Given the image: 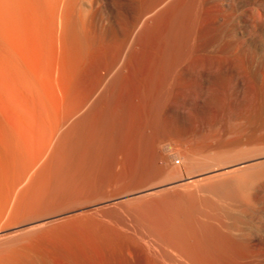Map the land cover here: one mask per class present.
Listing matches in <instances>:
<instances>
[{
    "label": "rangeland",
    "instance_id": "1",
    "mask_svg": "<svg viewBox=\"0 0 264 264\" xmlns=\"http://www.w3.org/2000/svg\"><path fill=\"white\" fill-rule=\"evenodd\" d=\"M114 1L91 0L93 25L97 32L103 30V34H100L97 40L89 45L90 47L86 49L88 53L84 55V58L81 57L83 58L82 61L80 57H71V60L75 59V67L72 64V62L74 64L75 62L71 61L69 68L68 57H66L67 59L63 57L65 55L62 50H60L58 45L54 44V46L53 40L49 39V37L53 38L51 37L52 31L50 32L52 28L50 26V18L41 16V20L38 19L39 16L37 15L36 18L33 12L31 14V10L27 11L25 6L31 9L27 2V4L23 2L24 5L26 4L24 7H22V3L18 5L19 9L22 4L18 14L21 12L20 16L23 15V18L18 15L14 25L17 26L15 28L13 26L15 34L12 31L11 37L8 35L10 38H12L13 34L15 36L13 35L11 40L3 36L10 42L8 47H5L7 43L3 44L5 39L2 36L1 38L3 39L0 38V264H241V262L242 264H264V178H262L264 177V169L262 171L260 169L264 168L262 167L264 163H261L264 158L258 159L261 160V162L259 161L261 163L260 166L262 165L259 168L260 170L258 169L261 178L257 179L253 191L244 196H240L241 194L239 193H235V195L232 193L234 196L231 195L230 199H227L223 198L221 194L206 193L202 188L201 191L198 185L203 187L209 180L208 182L204 180L203 183H200L203 179L201 181L196 179V182L200 181L198 182L199 184L197 183L198 185L194 182L198 189L195 188L193 183L187 184L188 186L191 184L189 186L190 190L193 187L195 188H193V192L196 189L197 191L200 190L199 194L195 195L196 199L194 200L191 199L194 198L192 190L189 191V187L187 189L184 186L186 184H184L183 186L186 188V191H184L180 182L183 181L185 176L196 175L200 171L202 172L216 164L226 161L228 163L239 158L241 160L250 156L257 157L258 153L264 154V114L262 106H260V104H264V26L261 22H256L257 27L256 29L254 28V31L258 30L259 32H256L258 35L251 37L252 40L249 39L250 36L245 34L246 40L248 39L247 41L251 44V47L254 45L252 48H254L253 50L256 53V60L251 62L252 64H247L244 69H233L232 65H230L231 62H229L230 59L225 58L228 57L231 45H229L228 37L223 28L221 29L220 23L223 19L215 11L218 4L226 5L228 0H214L215 2L213 0H183L187 3L186 8L189 13L192 16L196 14L198 17V23L193 27L192 35L183 41V47L188 56L185 54V57H183L184 61L183 58L174 57V54L170 56L171 59L168 60L170 65H167L168 69H165V66L162 67L165 71L160 68L161 70L159 69L157 74L160 73L162 77L156 74L158 76L156 78L159 79L155 78V81H153L154 83L158 81V85L153 83L156 92L155 89L150 91V94H153L151 97H154V101H158L155 103L156 105L154 104L156 107L153 105L154 114L159 112L155 115L157 122L161 121L159 122L161 125L164 124V126L171 127L177 134V136L169 138L167 146L159 147V149L167 148L179 151V156L172 157L171 161L174 164V168L177 167L182 172L181 175L183 174V179L180 178L182 180L175 181L176 183L173 182L174 185H180L181 188L178 187L179 189L176 190L177 188L173 187V184H170L171 186L166 184L171 174L167 177V172L164 171V173L166 172L165 175L162 172L163 170L155 171V174L150 172H148V175L147 172L139 174L137 176L140 179L139 177L137 179L136 176L127 178L125 175L129 170L127 162L132 157V153H129L130 155L127 154L129 156L126 155L125 164H127L121 168L115 167L114 156L113 158L111 157L113 153H108L105 165H101L96 172L97 176L95 175L94 177L96 179L93 177L90 179V175L87 176L88 178H84L85 188H82L83 192L80 191L81 189L78 191L82 193L81 195L75 192L73 195L68 196L69 198L47 202V207L45 206L46 202L42 204L34 203L33 206L28 204L31 206L26 205V208L22 204L19 206V203L22 202L21 198L24 197H16L13 189L18 176L21 174V168L24 164V160L21 157L24 159V156H19L22 154H18L19 150L17 149V152L14 148V143L10 140L13 139L11 134H16L25 141L29 137L33 141L36 140L37 136L35 134L37 130L35 126L39 120L36 103L40 99H45L49 104L51 103L52 107L55 105L58 107L60 103L58 99L61 97V88H63L65 75L70 71L73 70L75 71L74 73L85 72L84 74L88 75L87 77H93L94 81L97 80L98 73L104 72L101 64L99 71L101 70L102 72L97 71L95 73L96 65H94V61H98L103 54H108V50L110 51L112 46H114L112 49L116 50L117 45H119V43L116 44V41L118 42L119 40L121 43L120 39H122L117 28L119 21L117 14L120 13V17H130L133 10V7L128 5L130 0ZM160 1L162 3L159 0H144L143 5H146L147 9H151L150 13L148 12L151 15L152 13L155 14L157 9L159 10L156 7L162 8L163 6L160 5L164 2V7H167L162 9H165L167 13L168 6H171V0H167V2L166 0ZM151 2L161 4L155 6ZM255 4L259 5V2L256 1ZM152 5H154L155 8L153 10L156 9V12L152 10ZM30 16H32L33 22L29 19ZM237 19L239 20L238 24L243 27L246 22L241 17ZM42 21L44 24L36 29L35 26L42 24ZM217 23L220 25L219 28ZM45 29H48V32ZM36 31L38 32L36 33ZM262 33L263 35H261ZM44 38L47 39L45 42ZM95 44L98 45L96 46ZM54 47L57 48L55 49ZM179 61L183 62L180 63ZM27 66L28 68L26 69ZM130 68H128L131 73L130 76H133V70ZM80 73L77 75H81ZM165 74L168 81L165 78ZM168 76L173 80L171 81ZM164 78L167 83L164 82ZM129 79L131 82L128 80L129 83L127 82L126 90L124 89L125 91L122 94V97L128 103L130 102L129 99L131 100L136 96L135 94H138V90H135L136 84L132 83L134 82L133 78L129 77ZM159 81L161 82V88L159 87ZM30 84L31 86H29ZM152 86L150 89L154 88ZM140 94L138 96L141 99L143 97ZM148 98L146 97L145 99L146 104H149ZM28 100L33 105L32 111H29L33 115V133H28L24 129V121L21 119L27 110L25 106ZM261 101L262 103H260ZM157 107L159 108L158 112L156 111ZM246 107H248V110L245 109ZM158 115H160V119L157 118ZM149 132L147 131L146 135ZM150 149L152 151L153 147L146 148L147 152ZM196 149L198 151L194 154L193 160L195 165L192 163L193 166L189 170L188 164L183 162L184 160H182L181 156L187 154L189 150L196 151ZM235 162H238V160ZM256 168L254 167V170ZM85 169L89 174L90 171L88 169L90 168ZM117 171L122 175L119 182L108 177L110 174L111 176L114 173L117 174ZM222 177L220 176V179ZM211 179L213 181L219 180ZM163 180H167L164 181L165 184L162 183V187L161 185L158 187V184H156L157 187L152 192L155 194L156 189L160 188L162 191L167 186L170 189L167 190L169 194H166L164 189L166 196L164 193H162L163 196L160 195V190L158 191V193L160 192L158 196L157 192L155 194L156 197L154 194L151 195V192H148L150 195L146 194L147 196L144 195V198V192H130L135 190L136 187L137 190L140 189L139 187H148L150 184L154 185V183L163 182ZM93 181H95V187L92 184ZM171 187L173 188L172 190ZM127 189L132 194H124ZM188 192L193 195H187ZM201 192L205 193L200 195ZM188 196L192 197L188 198ZM15 207L18 211H21L24 207L27 212L24 210H22L23 212H18ZM27 209L31 212L29 213ZM41 209L44 210L42 211ZM13 211L16 214H13ZM35 212L36 215H34ZM17 213H20L21 217L23 216L21 213L24 216L21 219L20 216L18 218L14 217ZM12 214L14 216H11ZM30 215L31 217H47V220H45L44 224L42 222L38 226H36L37 224L18 225L20 221L31 218L28 217ZM192 217L193 219L195 217L197 221L195 219L192 220ZM175 231L177 232L175 233ZM220 235L224 237L223 240H226L227 243L225 241V244H223L222 236ZM245 251L249 254H245Z\"/></svg>",
    "mask_w": 264,
    "mask_h": 264
},
{
    "label": "bare ground",
    "instance_id": "2",
    "mask_svg": "<svg viewBox=\"0 0 264 264\" xmlns=\"http://www.w3.org/2000/svg\"><path fill=\"white\" fill-rule=\"evenodd\" d=\"M115 1H118V0H115ZM143 1L144 0H130L128 5L133 7V10L130 14V17H128V16H123V17L121 16L120 17V13L117 14V18L119 19V21L117 23V28L120 32V35L122 36V39H120L121 43L119 40H118V42L116 41V44L119 43V45H117L116 50H113L112 48L114 46H112L111 50L110 51L108 50V54H103V56L101 55L102 57L100 59H98V61H94L95 62L94 65H96L95 73L97 71L102 72L101 70L99 71V69L101 68L102 65H103L102 69L104 70L103 73H100V74L98 73L96 81H94L93 77L90 78L91 76L87 77L88 75L86 76L84 74L85 72L82 73L80 71L81 73L80 72L74 73L75 71L72 70L73 72L70 71L68 74L65 75L64 84L62 85L63 88H61L62 89L61 97L58 99V100H60V103H59L58 107H57V105H55L57 108L54 105H53L54 107H52L51 103L49 104L47 102V100H45V99H40L39 101L36 100L37 101L36 109L39 112V114H38L39 120L37 122V125L35 126L36 130H37V132L35 134L37 136V138L35 141H37V140L38 141L35 142L30 137H29V139H27V141H25L24 139L20 138L18 135L11 134L13 136L12 137L13 139H10V138L9 139L11 141H13L12 143H14L13 144L14 148L16 150L17 149L19 150V152L17 150L18 154L19 153L22 154L19 156H24V159H23V157H21V159L24 160V164L22 165L23 169L21 168V174L18 176V180H17V182L14 186V189H13L14 195H16V197H24V198H21V201L23 203L22 202L19 203L20 204V205L18 204L19 206H21V204L24 207L28 204H32V206H33L34 203H38V204L41 203L42 204L43 202L49 203V202H52L53 200H58V199L60 200L63 198L66 199V198H69L68 196H70L71 194L73 195L75 192L77 193L80 189H81L80 191H82V188L86 185L84 178L89 176V175L91 176L90 179L92 177L93 178L95 177L96 172L99 169V167L101 165H105L106 155L108 153L109 154L113 153V155L111 154L112 155L111 157L113 158V156H114L113 162L115 163L114 164L115 167L121 168V167H124L128 163L127 165H128L129 170L126 169V170H128V172H126V174H125L127 178L136 176L138 179L139 176H137V175H139V174L146 173V172H147V175L149 174L148 172H150L151 174L152 173L155 174L156 173L155 171L163 170L162 171L163 173H164V171L167 172V173L165 172L167 174V177L169 176V174H171L169 176L170 177L169 181L166 182V184H169V186H171L170 184H173V182L180 181L183 179V177H182L183 174L181 175L182 172L177 167H176L177 169L174 168V164L171 161L172 157L179 156L178 155L179 151L178 150L177 151L171 150V149H167V148H164L163 150L159 149V147L167 146L166 144H167L169 138L177 136V134L174 131V129H172L171 127L164 126L163 123H162L163 125H161L159 123L161 121L157 122L155 115H157L159 113L158 112L159 108L158 107H157L158 109L155 108L158 113L154 114L153 105L155 103H157L158 101L157 102H156V100L154 101V99H153L154 97L153 98L151 97V95H153V94H150V91L155 89L154 84L156 82L155 83L153 82V81H155V78L158 76H161L160 73H159L160 75L157 74L159 69L164 67V66L166 67L165 69H168L167 65L168 64L170 65V63H168V62H170L168 60L171 59L170 56H172L174 54L175 55L174 57H177V58L185 57L186 50L183 47L184 46L183 41L192 35V31H194L193 27L196 26V24L198 23L197 22L198 17L196 14H194L192 16V14L189 13V10H187V8H186L187 7V3H186L187 0L186 1L171 0V2H170L171 6H168L167 13L165 12V9H162V8L167 7V6L164 7V5H163L164 2H163V4H161L162 1L159 0V2H161L160 3L161 5L158 2L157 3L163 7L162 8L156 7V9L159 8V10L157 9V12H156V9L153 10V8H155L154 5H152L153 7L150 6V7H152V10L154 12H156L155 14L152 13L153 14V15L151 14L152 16L149 14L150 13L149 11L151 9L150 10L147 9L145 7L146 5L145 6L143 5V3H144ZM150 1H152V0H150ZM155 1H158V0H155ZM256 1L259 2V5L255 4ZM23 2L24 3L27 2L29 7H31V9L30 8L28 9V6H25L27 3L24 5ZM166 2H167V0H166ZM20 3L23 4V5L21 4L22 7H24V6L27 7V11L31 10V14L34 13L35 16L36 15L39 16L38 19H41L40 18L41 16H47L50 18V23H51L50 26L52 28L51 29L48 28V29H50V32L52 31L51 37H53V38H50L49 36L48 37L50 40H53L52 41L53 45L54 44L56 46L58 45L60 50H62V53L65 55L63 57H65V58L68 57L69 64L71 63V61L75 60V59L71 60V57L75 58L77 56V58L78 57L84 58V55H86V53H88V52H86L87 51L86 49H88V47H90L89 45H91L92 42L96 41L100 34H103V30H101L100 32H97L96 28L93 25V21H92L93 10H92V5H91V0H0V38H1V36L2 37L6 36L5 38H8L9 40H11L13 38V35L15 34L13 31V26L15 25V21H16L18 15L20 16V14H21V12H19V14H18V10L20 11V6H21L20 5L19 9H18V5ZM151 3H153V2H151ZM153 4H155V6L156 5L158 6V4H156V2ZM167 5H169V3H167ZM160 8H161V10H160ZM188 8H189V6H188ZM192 9H193V7H192ZM215 11H217L218 13L217 12L216 13L218 14V16H221V18L223 19L222 22L220 23L222 26L221 29L223 28V31L225 32V34L228 37L227 40H229V43H230L229 45H231V47L228 46V47H230V52L227 55L228 57H225V58L230 59L229 62H231V64L230 63L229 64L232 65L233 69L234 68L236 70L237 69H244L247 64H252L251 62L255 61L257 58L256 53L253 50L254 48H252L254 45L251 47V44L247 41L248 39L246 40L245 34L250 36L249 39H251V37L253 38V36H255L257 34L256 32H259L258 30L254 31L257 27L256 22H261V24H263V26H264V0H228L226 2V5H222L221 3H220V5L218 4L216 6ZM22 13H23V11H22ZM24 13H26V12L24 11ZM147 14H149V15H147ZM24 15H26V14H24ZM37 16H36V18H37ZM20 17L23 18V15ZM238 17H241L246 22V23H244L243 27L238 24L239 23V20L237 19ZM31 18H32V16H30L29 19H31ZM31 22H33V20ZM36 22H37V19H36ZM42 22H40V23H42ZM28 23H30V22H28ZM16 24H18V23H16ZM43 24H44V22L42 24H37L38 26L37 25L36 26L34 25V26L37 29V27H41V25H43ZM16 26H14V28ZM217 26L219 28L220 25L218 24ZM215 28L217 29V27H215ZM43 29H44V27H43ZM48 29H45V30L48 32ZM32 30H34V29H32ZM12 31L14 34L12 35V38H10ZM212 31H213V28H212ZM37 32L38 31H36V33ZM218 32L220 33V31H218ZM33 33H35V32H33ZM43 33H45V32H43ZM43 33H41V34H43ZM17 34H18V32H17ZM261 35H263V33ZM46 36H47V34H46ZM101 37H102V35H101ZM3 38H1V39H3ZM46 38H44L45 39L44 42L47 40ZM9 40L7 41V39H5L4 40L5 42L3 41L4 42L3 44L7 43V45H5V47H8V44L10 43ZM126 40H127V42H126ZM251 40H249V41H251ZM11 43H12V41H11ZM110 43H112V42H110ZM49 44H50V42H49ZM43 45H45V44H43ZM191 45H192V43H191ZM225 45H227V44H225ZM14 47H15V45H14ZM54 48L56 49L57 47H54ZM58 54H59V52H58ZM77 58H76V60H77ZM83 58H81V61ZM183 61H184V58H183ZM183 61H181V62H183ZM176 62L178 63V61H176ZM28 63H30V62H28ZM72 64L74 67L76 66V62H75V64L72 62ZM226 64H228V63H226ZM70 66H71V64L69 65V68H70ZM129 67H131L133 70V74H134L133 76L132 75L130 76L131 73L129 72V69H128ZM175 67H176V65H175ZM229 67H231V66H229ZM27 68H28V66L26 67V69ZM80 68L82 69V67H80ZM92 68H93V66H92ZM71 69H74V68H71ZM162 69H164V68H162ZM165 69H164V71H165ZM173 69H175V68H173ZM77 71H78V68H77ZM63 72H64V70H63ZM179 72H180V70H179ZM79 73L81 75H77ZM82 74H84V75H82ZM172 75H171V77H172ZM26 77H27V75H26ZM129 77L133 78L134 82H132V83L136 84L135 90H138L137 93L138 94L141 93L143 98L140 99L138 94H135L136 96L131 99L132 101L129 99L130 102L128 103L127 101L124 100V98L122 97L123 96L122 94H123V91L126 90L125 87H127V85H128L127 84L128 80L131 82ZM165 78L167 80V75ZM165 78H164V82H166ZM168 78H169V76H168ZM235 78H237V77H235ZM156 79H159V78H156ZM169 79L171 81L173 80L171 78H169ZM248 79H249V77H248ZM62 83H63V81H62ZM157 83H158V81H157ZM163 84H165V83H163ZM168 84H169V82H168ZM178 84H177V86H178ZM39 85H41V84H39ZM124 85H126V86H124ZM160 85H161V82L159 83V87L161 88ZM29 86H31V84ZM29 86H27V87H29ZM151 86L154 88L150 89ZM163 87H165V86H163ZM29 90H31V89H29ZM37 92L40 93L39 91H37ZM42 92H45V91H42ZM155 92H156V89H155ZM248 92H250V91H248ZM165 93H167V92H165ZM250 94H252V93H250ZM252 95H250V96H252ZM146 97L150 98V99L148 98L149 104H146V102H145ZM245 97H247V96H245ZM248 97H249V95H248ZM248 99H250V98H248ZM31 103L32 102L30 100H28V102L26 103L27 105L25 106V108L27 107L26 108L27 110H26L25 114H23L21 117V119L24 121V129L28 133L32 132L33 115H32V113H29V111L30 110L32 111V109H33V105ZM260 103H262V101ZM263 103H264V100H263ZM260 106H262L261 108L263 111L261 110V108H260V110L264 114V107H263L264 104H260ZM257 108H258V105H257ZM245 109L248 110V107H246ZM145 110L148 112L147 114H146ZM254 111H256V110L254 109ZM256 114H257V112H256ZM263 114H261V115H263ZM242 115H244V114H242ZM159 116L160 115H158L157 118H159ZM245 116L248 117L246 114H245ZM260 118L263 119L264 117L263 118L260 117ZM261 122H263V121L261 120ZM263 125H264V122H263ZM261 126H262V123H261ZM147 131L148 132L150 131V132H149V134L146 135ZM150 147H153V150L151 151V149H150L149 152H147L148 149L146 150V148H150ZM199 148H201V147H199ZM197 151H198L197 149H196V151L195 150H193V151L189 150L187 152V154H185L184 156H181L183 158L182 160H184L183 162L185 164H188L189 170H190L191 166L195 165L194 164L195 161L193 162V160H194V156H195L194 154H196ZM129 153H132V157L129 158L128 159L129 162H127L125 164L126 155ZM259 154L260 153H258L257 157H255V156L251 157L250 156L251 158L250 157L242 158L241 160H240V158L235 159V160H233L234 162L233 161H231V162L229 161L228 163H227V161L222 162V163L216 164L213 167L211 166L208 169L206 168V170H204L202 172L200 171V173H198L196 175L190 174L187 177L185 176L183 181H180L181 186L186 184L184 186L188 189V187L191 186V184L189 186L187 184L193 183L195 188H197L196 184L203 179V181H201L200 183H203L204 180L205 181L207 180V182L209 180V182L204 184L203 187L199 186L198 185L199 183L197 185H198L199 189L202 188L203 191H205L206 193H212L214 195L221 194L223 196V198H227V199H230L229 197H231V195H233V194L235 195V193L241 194L240 196L247 195L248 193H251L253 191V189L257 183V179L260 177L259 176V174H260L259 170L261 169V171H262V169H264V168H260L262 166V165L260 166V164L264 163L263 162L264 159L262 160V162H261V160H258L259 158H264V154L263 155H261V154L259 155ZM129 155H127V156H129ZM107 158H109V157L107 156ZM112 158H110V159H112ZM236 160H238V162H235ZM256 160L258 161V163ZM178 161H179V159H178ZM259 161L261 163H259ZM192 163H193V165H192ZM88 167L90 168V169H88L90 171L89 174L86 172V169H85ZM254 167L255 168L257 167L256 168L257 170L259 168L260 169L258 171L256 169L254 170ZM262 167H264V166H262ZM187 169H185V170H187ZM185 170H183V171H185ZM250 170H252V171H250ZM263 172H261V173H263ZM115 173H116V171H115ZM115 173L112 176H111V174H110V176L108 174L107 175L110 179L115 180V181L117 180L119 182L120 177L122 175H121V173L119 174V171H117V174H115ZM157 174H158V172H157ZM263 174H262V176H263ZM143 175H145V174H143ZM222 175H223V177H222ZM220 176L222 177L221 179H220ZM194 177H196V178H194ZM180 178H182V179H180ZM211 178L216 179V180L219 179V180L213 181ZM262 178H264V177H262ZM94 179H96V178H94ZM137 179H134V180H137ZM139 179H140V177H139ZM196 179H200V181L198 180V182H196ZM95 181L92 182L94 187H95ZM133 181H131V182H133ZM164 181H167V180H163V182L159 181L160 184H159V182L154 183V185L150 184L151 186L149 185L148 187L142 186L143 187L142 188V187L138 186L140 189L136 190V188H137L136 187L135 190L132 189L133 191H130V192H132V193L133 192H137V193L147 192L145 194L143 193V198H144V195L147 196L146 194H149L150 192H151V195L154 194L152 192V190L155 187H157L156 184H158V187H159V185H161V187H162V185H163L162 183H164ZM194 182H196V184ZM127 183H129V182H127ZM164 186H166V185H164ZM172 186L173 187L175 186V188H177L176 190L179 189L178 187L181 188L180 185H174L173 184ZM184 186L182 188H184V191H186L185 190L186 188ZM166 187L164 188L166 190V194H169V193H167L168 192L167 190H169L170 187L169 188L168 187L166 188ZM193 188L191 190H192V193L194 195L191 194V192L190 193L188 192L187 195H193L194 198H191V199L195 200L196 199L195 195L199 194L200 190L197 191V189H198L197 188L196 191L198 193L194 190L196 192L195 193V192H193ZM164 189L162 191L160 190V188H158V190L156 189L155 194L157 192V196H158V194L160 193V192L158 193V191L160 190L161 191L160 195H162V193H164V195H165ZM172 189L173 188L171 187V190ZM202 189H201V191H202ZM176 190H174V191L176 192ZM188 190L191 191L190 187ZM128 191H129V189H127V191L124 192V194L130 193ZM205 192H201L200 195L202 193H205ZM132 193H130V194H132ZM79 194L81 195L82 193H79ZM155 194H154V196L156 197ZM134 196H137V195H134ZM171 197H173V196H171ZM190 197H192V196H190ZM190 197L188 196V198H190ZM125 199H127V198H125ZM71 201H73V200H71ZM122 201H124V200H122ZM18 202H19V199H18ZM216 202H218V201L216 200ZM48 203L45 205L46 207H47ZM54 203H56V202H54ZM218 205H220V204H218ZM28 206H31V205H28ZM36 206H38V205L36 204ZM192 206H193V204H192ZM24 207H23V209H21V211L20 210L18 211L16 209V207H15V209L18 212H23L22 210H24ZM17 208H18V206H17ZM40 208H39V210H40ZM206 208H208V207H206ZM35 210H37V208H35ZM32 211H34V210H32ZM213 211H215V210H213ZM14 212L15 211H13V214H16ZM25 212H27V211H25ZM28 212L30 213L31 211L28 210ZM13 214L11 216H14ZM19 214L17 213V215L14 217L18 218L20 216ZM21 215L24 216V214H22V213H21ZM34 215H36V212ZM206 215H208V214H206ZM14 217H12V218H14ZM22 217L20 216V219ZM28 217H31V215ZM201 217H203V216H201ZM46 218L47 217H41V216L33 217L32 216L31 218H28L26 220L23 219L24 221H22V222L20 221V223L18 225L22 226V225H30V224L36 225L37 224L36 226H38V225H41L40 223H42V222H43L42 224H44V222H46L45 220H47ZM194 219H195V217H194ZM194 219L192 217V220H194ZM175 220H177V219H175ZM15 221H17V220H15ZM176 232L177 231H175V233ZM220 236H222V235H220ZM223 239H224V237L222 236V242H223V244H225L224 242L226 240L224 241ZM225 239H227V238L225 237ZM226 243H227V241H226ZM226 253H228V252L226 251ZM246 253L247 252L245 251V254ZM247 254H249V253H247ZM232 255H233V253H232ZM250 260H251V258H250ZM241 264H242V262H241Z\"/></svg>",
    "mask_w": 264,
    "mask_h": 264
}]
</instances>
